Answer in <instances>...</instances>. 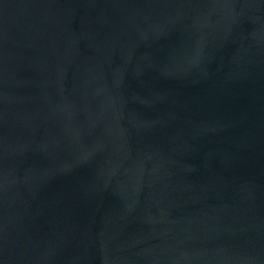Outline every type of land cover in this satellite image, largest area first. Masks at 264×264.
Instances as JSON below:
<instances>
[{
    "label": "water",
    "instance_id": "obj_1",
    "mask_svg": "<svg viewBox=\"0 0 264 264\" xmlns=\"http://www.w3.org/2000/svg\"><path fill=\"white\" fill-rule=\"evenodd\" d=\"M0 264H264V0H0Z\"/></svg>",
    "mask_w": 264,
    "mask_h": 264
}]
</instances>
